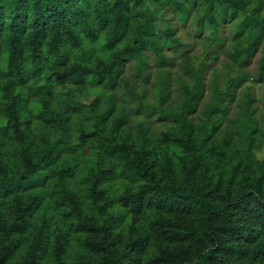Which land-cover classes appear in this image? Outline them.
I'll list each match as a JSON object with an SVG mask.
<instances>
[{
	"label": "trees",
	"instance_id": "1",
	"mask_svg": "<svg viewBox=\"0 0 264 264\" xmlns=\"http://www.w3.org/2000/svg\"><path fill=\"white\" fill-rule=\"evenodd\" d=\"M147 2L164 11L159 16L134 12L145 0H0V264H132L135 257L156 264L159 258H152L147 238L136 235L140 219L148 212L190 216L194 210L193 199L179 193L146 200L147 189L133 191L130 185L135 176L147 175L138 161L149 155L145 147L150 135L191 151L203 118L210 120L221 111L209 110L208 96L198 85L192 91L184 86L183 80L197 74L179 61L189 52L199 56L203 51L195 53L194 47L204 36L206 19L219 41L232 32L249 0H203L216 15L196 21L195 40L188 38L190 19L201 0ZM262 8L264 0H258L254 15L232 37L257 28L252 54L264 42V20L256 18ZM128 38L131 46L125 43ZM216 60L225 63L219 55ZM249 63L245 59L241 66ZM260 81L264 68L257 85ZM236 87L229 84L224 99L235 100ZM131 98L136 100L130 109L136 132L122 111L111 117L120 99ZM244 101L252 107L255 99L245 96ZM145 120L163 127L149 130ZM221 130L216 124L203 143ZM239 135L229 136L225 147ZM137 143V160L119 169L112 158L134 150ZM220 175L217 188L225 178L230 187L232 177ZM237 211L247 216L242 225L231 223ZM217 218L220 246L215 251L237 260L248 255L246 246L264 236V202L251 191L239 192ZM161 223L155 219L150 226ZM194 231L176 232L171 242L181 243ZM229 241L239 247L224 249ZM117 244L125 249L119 258ZM75 249L80 255L70 261L67 256ZM261 254L264 247L256 252Z\"/></svg>",
	"mask_w": 264,
	"mask_h": 264
},
{
	"label": "clouds",
	"instance_id": "2",
	"mask_svg": "<svg viewBox=\"0 0 264 264\" xmlns=\"http://www.w3.org/2000/svg\"><path fill=\"white\" fill-rule=\"evenodd\" d=\"M134 2L135 0H132V3ZM190 6V2L185 5L186 8ZM257 6L258 0H249L241 11L239 19L233 23L232 32L226 37H221L219 41H216L215 26L206 19V30L204 36L200 38L203 51L199 56L189 52L179 61L197 74L195 79L183 80L184 86L192 91L198 85L208 96L209 110L216 107L221 109L210 120L207 117L203 118L195 134L196 148L185 151L170 142L160 143L159 137L154 138L150 135L148 137L150 142L145 147L149 155H141L138 161L141 172L146 170L147 175L135 176L130 185L133 191L147 189L144 191L146 200L160 197L171 198L173 194L179 193L182 197L193 199L195 204L190 216L179 211L168 214L148 212L136 225L138 229L136 235L142 239L147 238L143 240L145 244H150L152 258H159L156 264H264V254L256 255L258 248L264 247V236L254 244L246 246L250 248V251L240 260L230 253L215 251L220 246L219 233L216 232L220 220L217 217L221 214V209L225 208V204L234 200L241 191L245 193L251 191L254 197H259L260 201L264 202V180L260 179L264 176V156L257 155V152L264 153V81H260L262 86L259 90L256 86L261 69L264 68V56H260L261 49H264V42L255 49L254 54L249 52L258 32L255 27L249 28L243 36L232 38L245 18L254 15L253 10ZM158 8L159 4L145 0L144 4L134 9V12H155L159 16L164 9L156 11ZM205 15L213 16L216 13H209L207 5L201 0L200 6L193 11L190 19L189 39H196L195 33L199 31L196 21ZM256 18L264 20V8L256 15ZM212 41L216 42L212 43ZM125 43L131 46V38H128ZM215 55L223 57L225 63L220 64L218 60L214 61ZM205 56L208 58L205 59ZM245 59L250 60V63L247 67H242L241 61ZM233 82L238 84L235 89L236 99L229 101L224 99V96L229 84ZM245 96L248 101L255 99V107H249L248 102L244 101ZM224 109L229 111L225 114ZM254 109L256 114L252 115ZM174 112L176 116H181L179 106L175 107ZM216 124H221L222 130L204 144V139L212 134V128ZM242 125L245 126L243 130H241ZM169 127H178V125ZM253 129H256L254 134H252ZM163 131L168 132L169 128ZM237 132L240 135L234 137L225 147L228 137ZM217 145L220 147L217 148ZM214 148L216 150L210 153L209 150ZM139 150L140 145L137 143L134 150L123 154L116 153L112 159L119 169L124 170L131 161L137 160L136 152ZM134 172L133 167L132 173ZM221 173H227L232 177L230 187L225 178L221 187L217 188V182L221 181ZM155 219L161 220L162 223L150 226V222ZM246 220L247 216L239 211L231 217L233 225H242ZM178 224L184 227L177 229ZM193 229L195 231L192 237L181 243L171 242V237L176 232H192ZM136 235L131 239H136ZM125 239L127 240V237ZM235 247L239 245L232 241L223 244L224 249ZM117 249L119 250L117 258H119V253L125 249L121 244H117ZM214 251L215 254H213ZM137 261L139 264H144L140 257L133 258L132 264H137Z\"/></svg>",
	"mask_w": 264,
	"mask_h": 264
},
{
	"label": "rangeland",
	"instance_id": "3",
	"mask_svg": "<svg viewBox=\"0 0 264 264\" xmlns=\"http://www.w3.org/2000/svg\"><path fill=\"white\" fill-rule=\"evenodd\" d=\"M195 53H197V52H199L200 53V48H201V46H200V44H198V45H196L195 44ZM129 69L131 68V66H129L128 67ZM128 68H126V70L125 71H127V69ZM140 82V85L138 86V88H140L141 89V85H142V81H138V83ZM257 86V89L259 90V87H261L262 85H256ZM257 94L259 95V91L257 92ZM89 98V97H88ZM90 99V98H89ZM86 100V99H85ZM136 103V100H134V99H130V101H127V102H124V101H121V99L117 102V106H115V109L113 110V113H112V115H111V117H113L114 115H116L117 113H119V111L121 112H123V114L125 115V117L127 118V122H128V125L130 126V127H132L133 128V130L136 132V129H137V126H135L134 125V123H133V119H132V117H133V114L131 113V106H133L134 104ZM256 103V101H254V104ZM253 104V107H255V105ZM255 110V109H254ZM256 114V110H255V112H254V115ZM152 122H153V124H151L150 122H149V120H145V122L143 123L144 124V127L146 126H148V129L149 130H152V131H157V130H159L161 127H163L162 125H161V123L160 122H156L155 120H152ZM197 122H199V116L197 117ZM78 250L77 249H75V250H73L72 252H70L69 254H68V256H67V258L71 261L72 259H75L78 255H80L79 254V252H77Z\"/></svg>",
	"mask_w": 264,
	"mask_h": 264
}]
</instances>
